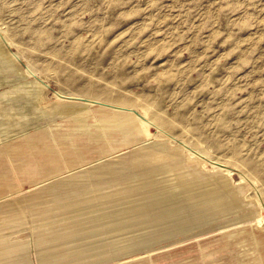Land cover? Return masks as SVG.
Listing matches in <instances>:
<instances>
[{
    "label": "rangeland",
    "instance_id": "rangeland-1",
    "mask_svg": "<svg viewBox=\"0 0 264 264\" xmlns=\"http://www.w3.org/2000/svg\"><path fill=\"white\" fill-rule=\"evenodd\" d=\"M11 85L14 264H264V0H0Z\"/></svg>",
    "mask_w": 264,
    "mask_h": 264
},
{
    "label": "crops",
    "instance_id": "crops-1",
    "mask_svg": "<svg viewBox=\"0 0 264 264\" xmlns=\"http://www.w3.org/2000/svg\"><path fill=\"white\" fill-rule=\"evenodd\" d=\"M24 97L25 91L22 86H0V148H2L0 156L8 164H11L14 154L5 153V142L9 141L13 144L22 140L26 136L24 133L41 125V122L33 115L26 116L21 112L23 107H16L14 110L11 107V104L19 103L20 100H24ZM24 141L22 140L21 142ZM31 158H34V156ZM38 173L39 175L36 174L33 179L30 178L32 181L30 180L31 182L28 183H20L14 173H7V177L4 178L5 181L0 185V264H14L12 257L18 255L17 250L19 248H23L20 247L22 242L19 240L21 238V230L18 231L17 228L11 229L10 227H19V225H25L26 222H33L34 216L39 213L43 214L41 208L47 205L46 202L51 200L50 196L56 189V184H53L56 182H53L52 179L39 183L35 181L37 180L36 178L41 176V168L38 169ZM2 177L3 172H1L0 178ZM36 182L37 184H35ZM21 191L22 193L19 194ZM56 215L52 214L50 218L53 219ZM34 230V227L29 228L26 233L27 237H34L33 234L36 232Z\"/></svg>",
    "mask_w": 264,
    "mask_h": 264
},
{
    "label": "bare ground",
    "instance_id": "bare-ground-1",
    "mask_svg": "<svg viewBox=\"0 0 264 264\" xmlns=\"http://www.w3.org/2000/svg\"><path fill=\"white\" fill-rule=\"evenodd\" d=\"M98 128H99V127H98ZM195 171H196V170H195ZM195 171H194V172H195ZM196 173H197V172H196ZM198 173H199V172H198ZM198 173H197V175H198ZM191 177H192V176H191ZM223 194H224V193H223ZM260 207H261V205H260ZM260 225H261V221H258L257 224H256V227H257V226H260ZM258 228H259V227H258ZM260 229H261V228H260ZM261 230H262V229H261ZM263 232H264V231H263Z\"/></svg>",
    "mask_w": 264,
    "mask_h": 264
}]
</instances>
